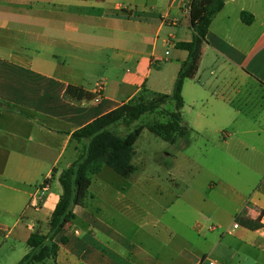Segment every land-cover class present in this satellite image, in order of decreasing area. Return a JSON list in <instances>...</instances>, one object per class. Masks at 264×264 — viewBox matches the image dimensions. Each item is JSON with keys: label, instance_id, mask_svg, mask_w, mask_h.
Here are the masks:
<instances>
[{"label": "crops", "instance_id": "crops-1", "mask_svg": "<svg viewBox=\"0 0 264 264\" xmlns=\"http://www.w3.org/2000/svg\"><path fill=\"white\" fill-rule=\"evenodd\" d=\"M207 2L194 0L192 8ZM185 5L0 0V264H16L31 232L47 231L63 191L59 176L82 150L74 130L143 86L172 93L189 54L176 43L194 33ZM182 96L183 121L200 154L254 163L239 183L221 174L206 180V191L221 190L230 201L228 216L174 215L176 196L153 178L133 182L137 168L120 191L103 186L74 207L75 218L56 236L57 264H264V0H225ZM187 135L176 141L188 144ZM175 163L148 174L168 171L178 184ZM236 216L261 226L234 228Z\"/></svg>", "mask_w": 264, "mask_h": 264}, {"label": "trees", "instance_id": "trees-1", "mask_svg": "<svg viewBox=\"0 0 264 264\" xmlns=\"http://www.w3.org/2000/svg\"><path fill=\"white\" fill-rule=\"evenodd\" d=\"M224 3L225 0H208L203 7L191 8L193 38L190 41L176 43V47L187 50L189 54L181 65L172 93L152 91L143 86L129 100L74 130L72 137L83 143L82 150L59 176L63 191L50 215L48 229L42 232L37 228L31 232L27 239L29 250L16 264H46L48 260L57 264L60 244L56 241V236L75 218L74 207L86 206L93 197L89 190L92 176L99 173L104 165L126 178L135 173L137 170L133 162L135 143L145 126L138 125L131 129V125L144 114L154 112L166 102L173 101L174 110L170 112L168 121L152 123L146 127L170 143L189 133L181 111L184 105L183 84L200 54L202 44L207 41L214 16L223 8ZM241 17L245 22H250L246 12H242ZM68 88L76 89L72 86ZM87 95L91 98L89 94ZM118 125H123L128 131L125 134L116 133L114 128ZM49 181L50 178H46L44 186ZM236 222L250 229L261 226L260 219L236 216ZM61 242H66V238L62 237Z\"/></svg>", "mask_w": 264, "mask_h": 264}, {"label": "rangeland", "instance_id": "rangeland-1", "mask_svg": "<svg viewBox=\"0 0 264 264\" xmlns=\"http://www.w3.org/2000/svg\"><path fill=\"white\" fill-rule=\"evenodd\" d=\"M172 110H174V102H166L154 112L144 114L131 125V129L138 125L145 126L135 143L134 163L138 170L134 174L133 182H145L143 180L148 178L155 179L162 187L166 188L170 196H176L172 209L175 211L174 215L176 214L182 219L195 217L202 210H214L218 217L228 216V211L231 208L230 201L221 190L215 189L211 193L206 191V180L221 174L222 178L239 183L247 178V170L255 167L253 161L226 162L216 159L213 153L200 154L196 150V142L193 143L191 140L190 133L186 137L189 143L183 144L185 138H179L175 143H170L148 130L146 126L149 124L168 121ZM114 131L124 134L128 129L123 125H118ZM168 154L177 155L176 161ZM166 160L172 161L173 164L176 162L173 174H176L178 184L170 180L172 176H169L168 171H164L165 173L160 177L156 176L159 172L148 174L154 168L165 170L164 162ZM130 181L131 179L124 178L113 169L104 166L102 171L94 176L90 191L98 195L99 192L101 194L103 186H110L109 191L112 194L117 190L120 191L121 186ZM166 219H172L171 215L168 214Z\"/></svg>", "mask_w": 264, "mask_h": 264}, {"label": "built area", "instance_id": "built-area-1", "mask_svg": "<svg viewBox=\"0 0 264 264\" xmlns=\"http://www.w3.org/2000/svg\"><path fill=\"white\" fill-rule=\"evenodd\" d=\"M194 0H186V5H185V12L188 13L190 15V11H191V8H192V2ZM101 98V95H97L95 96V101H99ZM240 226V223L238 222H234L233 223V227L234 228H238ZM205 264H218V262L215 260V259H212V258H207L206 261H205Z\"/></svg>", "mask_w": 264, "mask_h": 264}]
</instances>
